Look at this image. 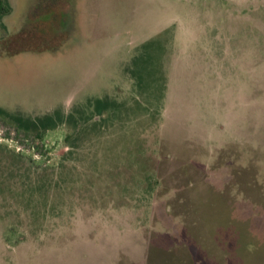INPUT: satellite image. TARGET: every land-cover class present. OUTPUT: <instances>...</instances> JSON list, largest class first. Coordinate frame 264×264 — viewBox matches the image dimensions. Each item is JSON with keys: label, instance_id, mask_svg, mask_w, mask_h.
<instances>
[{"label": "rangeland", "instance_id": "1", "mask_svg": "<svg viewBox=\"0 0 264 264\" xmlns=\"http://www.w3.org/2000/svg\"><path fill=\"white\" fill-rule=\"evenodd\" d=\"M6 1L0 264H264V0Z\"/></svg>", "mask_w": 264, "mask_h": 264}, {"label": "trees", "instance_id": "2", "mask_svg": "<svg viewBox=\"0 0 264 264\" xmlns=\"http://www.w3.org/2000/svg\"><path fill=\"white\" fill-rule=\"evenodd\" d=\"M10 12L11 7L9 6L8 2L6 0H0V24L3 18L9 15ZM13 51L14 50H12L11 52L14 53ZM101 104L104 106L100 108V112L98 113L99 116H102L110 108V105L106 102H102ZM0 117L7 119V121L14 122V124H16L19 129L24 130L26 133H36L38 139H42L43 133H45L46 131L55 129L57 123H60L63 119L60 113H56V117L42 118L39 119L38 122H35L30 119H25L21 116L19 117L17 115H13L3 109H0ZM72 119V117L69 118V120Z\"/></svg>", "mask_w": 264, "mask_h": 264}]
</instances>
